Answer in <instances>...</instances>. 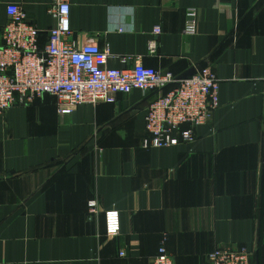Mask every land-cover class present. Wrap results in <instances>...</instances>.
I'll list each match as a JSON object with an SVG mask.
<instances>
[{"label":"crops","instance_id":"obj_1","mask_svg":"<svg viewBox=\"0 0 264 264\" xmlns=\"http://www.w3.org/2000/svg\"><path fill=\"white\" fill-rule=\"evenodd\" d=\"M9 3L45 47L50 0H0V46ZM70 25L79 45L109 50V67L140 61L176 77L210 67L220 106L193 141L150 148L154 92L65 114L45 94L0 113V264H151L163 243L176 264H205L219 246L245 247L264 264V0H70ZM111 208L121 218L114 238Z\"/></svg>","mask_w":264,"mask_h":264},{"label":"built area","instance_id":"obj_2","mask_svg":"<svg viewBox=\"0 0 264 264\" xmlns=\"http://www.w3.org/2000/svg\"><path fill=\"white\" fill-rule=\"evenodd\" d=\"M8 21L2 27L0 46V113L16 104H27L45 94L57 99L60 113H72L82 104L115 103L120 94L134 89L157 93L148 108L145 148L178 145L195 139L194 129L210 122L220 106V79L210 67H201L187 77L145 66L140 61L130 68L107 65L112 57L93 39L79 45L72 38L70 0H50L49 12L56 24L48 31V42L41 47L40 29L30 23L22 6H6ZM186 32L195 34L198 11L187 9ZM160 26L154 28L149 52L158 49ZM139 60V59H138ZM126 61V60H124ZM173 86L171 89H167ZM99 212L97 200L89 202L90 215ZM105 234L114 238L121 232L120 211H104ZM124 254V253H123ZM151 264H176L163 243ZM205 264H255L245 247H216Z\"/></svg>","mask_w":264,"mask_h":264},{"label":"water","instance_id":"obj_3","mask_svg":"<svg viewBox=\"0 0 264 264\" xmlns=\"http://www.w3.org/2000/svg\"><path fill=\"white\" fill-rule=\"evenodd\" d=\"M194 73H195V72H193V73H191V74H188V75H182L180 78H181V79H182V78H187V77L193 75Z\"/></svg>","mask_w":264,"mask_h":264},{"label":"trees","instance_id":"obj_4","mask_svg":"<svg viewBox=\"0 0 264 264\" xmlns=\"http://www.w3.org/2000/svg\"><path fill=\"white\" fill-rule=\"evenodd\" d=\"M173 86H170L169 88H167V89H171ZM161 246V245H160ZM159 250V249H158ZM158 253V252H157Z\"/></svg>","mask_w":264,"mask_h":264}]
</instances>
